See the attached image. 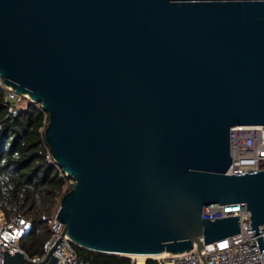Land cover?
Masks as SVG:
<instances>
[{"label": "water", "instance_id": "water-1", "mask_svg": "<svg viewBox=\"0 0 264 264\" xmlns=\"http://www.w3.org/2000/svg\"><path fill=\"white\" fill-rule=\"evenodd\" d=\"M0 79L47 114L74 181L56 220L76 247L196 248L205 264V246L240 232L205 208L243 203L264 225V171L226 174L230 130L264 127V0H0Z\"/></svg>", "mask_w": 264, "mask_h": 264}, {"label": "trees", "instance_id": "trees-1", "mask_svg": "<svg viewBox=\"0 0 264 264\" xmlns=\"http://www.w3.org/2000/svg\"><path fill=\"white\" fill-rule=\"evenodd\" d=\"M43 114L28 104L16 106L0 88V212L7 222L20 216L31 228L20 236L29 258L40 257L51 231L49 217L67 192L65 179L47 159ZM78 264H135L127 257L92 253L74 246ZM144 264H158L146 260Z\"/></svg>", "mask_w": 264, "mask_h": 264}, {"label": "built area", "instance_id": "built-area-1", "mask_svg": "<svg viewBox=\"0 0 264 264\" xmlns=\"http://www.w3.org/2000/svg\"><path fill=\"white\" fill-rule=\"evenodd\" d=\"M0 88L3 90L5 99L19 106L28 104L43 114L44 123L47 124V114L39 104L33 103L28 95L17 94L11 88L4 85L0 79ZM231 165L226 174L240 175L264 171V127L261 126H237L230 130L229 138ZM47 161L53 165L60 177L65 179V190L69 191L74 181L68 174L53 162L52 158ZM61 199V198H60ZM49 217L51 235L45 243L43 254L40 257L29 258L20 248L19 234L31 228V223L20 216L7 223L5 216L0 212V264H3L4 254L21 252L28 261L27 264L41 263L52 250V256L56 264H78L74 244L64 233V225L56 220L59 202ZM240 223V232L234 236L218 240L205 246V264H264V225L259 226L257 233L252 230L249 222V212L243 203L205 208L202 218L206 220L220 219L224 217H236ZM6 233H11L10 238H5ZM19 233V234H14ZM261 240L262 244L259 243ZM158 264H202L195 250L177 255H167L157 261Z\"/></svg>", "mask_w": 264, "mask_h": 264}, {"label": "bare ground", "instance_id": "bare-ground-1", "mask_svg": "<svg viewBox=\"0 0 264 264\" xmlns=\"http://www.w3.org/2000/svg\"><path fill=\"white\" fill-rule=\"evenodd\" d=\"M166 256L165 253L161 254V255H158V256H154V257H145V256H131L130 258L133 259V260H137L138 263H142L143 260L145 259H148V258H151V259H156V258H162Z\"/></svg>", "mask_w": 264, "mask_h": 264}, {"label": "rangeland", "instance_id": "rangeland-1", "mask_svg": "<svg viewBox=\"0 0 264 264\" xmlns=\"http://www.w3.org/2000/svg\"><path fill=\"white\" fill-rule=\"evenodd\" d=\"M7 222V221H6ZM7 223H9V222H7ZM14 234H19V233H14ZM11 233H6L5 235H4V237L5 238H10L11 237ZM19 236H21V234H19ZM162 258H156V259H153V260H155V261H159V260H161ZM147 259H145V260H143L142 261V263H138V261L137 260H133V259H131V261L132 262H134L135 264H144V262L146 261Z\"/></svg>", "mask_w": 264, "mask_h": 264}]
</instances>
